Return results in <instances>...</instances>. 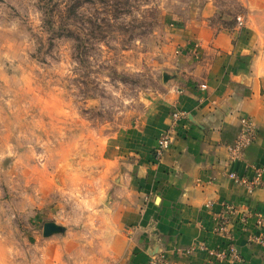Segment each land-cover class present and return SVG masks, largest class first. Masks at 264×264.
<instances>
[{"label":"rangeland","instance_id":"obj_1","mask_svg":"<svg viewBox=\"0 0 264 264\" xmlns=\"http://www.w3.org/2000/svg\"><path fill=\"white\" fill-rule=\"evenodd\" d=\"M245 13L239 0H0V264L117 259L125 167L107 168L108 143L175 79L190 18ZM46 222L63 231L44 236Z\"/></svg>","mask_w":264,"mask_h":264},{"label":"crops","instance_id":"obj_2","mask_svg":"<svg viewBox=\"0 0 264 264\" xmlns=\"http://www.w3.org/2000/svg\"><path fill=\"white\" fill-rule=\"evenodd\" d=\"M243 26L218 27L190 18L179 30L173 82L150 105L145 118L111 140V171L125 167L111 214L123 237L110 264H264L263 185L250 191L229 174L252 179L264 167V0H239ZM206 89H202V85ZM187 112L173 144L155 161L154 148L173 110ZM243 117L257 135L237 159L229 146ZM228 212L241 260L215 262L208 249L225 245L217 217ZM154 249L160 253L151 255ZM157 261V260H156Z\"/></svg>","mask_w":264,"mask_h":264},{"label":"built area","instance_id":"obj_3","mask_svg":"<svg viewBox=\"0 0 264 264\" xmlns=\"http://www.w3.org/2000/svg\"><path fill=\"white\" fill-rule=\"evenodd\" d=\"M243 24L244 16L239 15L237 25L241 27ZM206 87L205 84L202 85V89H206ZM186 118L187 112L177 109L172 111L169 127L157 139L154 148L155 161H160L164 152L173 144V141L178 134L179 122ZM241 121L243 124L242 132L235 142L229 146L231 159L240 158L244 154L246 147L255 140L257 135L256 125L251 118L243 117ZM229 176L252 191L263 185L264 167L257 168V173L252 179L240 177L233 172L230 173ZM235 210L234 206L229 204L226 206V211L217 217L216 229L227 238V241L222 247L208 249L209 254L215 262L223 263L227 261L241 260V254L235 243L234 225L228 217V212H235ZM256 239L264 244V236ZM160 261L163 263L165 262L164 258L158 259L157 257H153L152 264H158Z\"/></svg>","mask_w":264,"mask_h":264},{"label":"water","instance_id":"obj_4","mask_svg":"<svg viewBox=\"0 0 264 264\" xmlns=\"http://www.w3.org/2000/svg\"><path fill=\"white\" fill-rule=\"evenodd\" d=\"M62 231H63V227L56 224L55 222H46L44 224V230H43L44 236H50L52 234L59 233ZM158 253H160V251L157 249H154V252H152L151 255H155Z\"/></svg>","mask_w":264,"mask_h":264}]
</instances>
